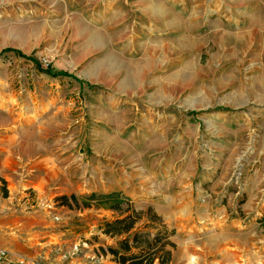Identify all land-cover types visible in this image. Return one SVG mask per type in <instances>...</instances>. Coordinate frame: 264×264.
Returning a JSON list of instances; mask_svg holds the SVG:
<instances>
[{"label": "rangeland", "instance_id": "rangeland-1", "mask_svg": "<svg viewBox=\"0 0 264 264\" xmlns=\"http://www.w3.org/2000/svg\"><path fill=\"white\" fill-rule=\"evenodd\" d=\"M112 192L141 213L122 236ZM161 224L169 264H264V0H0L11 264H118Z\"/></svg>", "mask_w": 264, "mask_h": 264}, {"label": "trees", "instance_id": "trees-1", "mask_svg": "<svg viewBox=\"0 0 264 264\" xmlns=\"http://www.w3.org/2000/svg\"><path fill=\"white\" fill-rule=\"evenodd\" d=\"M6 52H16L19 56L27 58L35 62L39 70L54 76H64V77H77L64 70H56L51 65L44 70L41 65L31 56H27L19 50L7 49ZM80 81V80H79ZM81 83L83 81H80ZM97 198L99 202L97 205L110 209L119 213V217L113 221H108L105 223L106 229L104 233L106 235L115 237L122 236L124 234L130 233L137 221L141 219V213H136L135 211L130 212V207L124 208V196L120 192H112L107 194H96L91 195V199ZM73 203L76 207H82L78 197L74 194L71 196ZM62 204L73 207L72 203L69 202L70 198L68 196H61ZM84 207L89 206L88 204H83ZM134 214H137L136 217ZM153 218L158 219L157 215ZM153 224V223H152ZM152 224H148V227H152ZM171 232L165 225H160L158 231L151 241L145 239V234L136 233L132 238H124L119 242V247H109L107 251L102 248L103 254L108 253L114 257V261L118 264H154L156 260L159 264H169L171 261V251L166 249L167 245L174 246V244L168 240Z\"/></svg>", "mask_w": 264, "mask_h": 264}, {"label": "built area", "instance_id": "built-area-1", "mask_svg": "<svg viewBox=\"0 0 264 264\" xmlns=\"http://www.w3.org/2000/svg\"><path fill=\"white\" fill-rule=\"evenodd\" d=\"M13 253L7 249L0 248V264H11ZM18 264H26L25 258H19Z\"/></svg>", "mask_w": 264, "mask_h": 264}, {"label": "crops", "instance_id": "crops-1", "mask_svg": "<svg viewBox=\"0 0 264 264\" xmlns=\"http://www.w3.org/2000/svg\"><path fill=\"white\" fill-rule=\"evenodd\" d=\"M3 230V228H0V231H2ZM0 247H2V248H8V249H12V248H17V247H12V245L10 244V243H2V242H0ZM19 247V246H18ZM16 250H18V251H23V250H21V249H16ZM25 251V250H24ZM22 255V254H21ZM24 255H26V254H24ZM26 256H28V255H26ZM29 257V256H28ZM38 262V261H37Z\"/></svg>", "mask_w": 264, "mask_h": 264}]
</instances>
